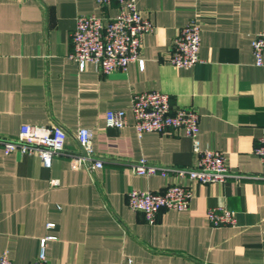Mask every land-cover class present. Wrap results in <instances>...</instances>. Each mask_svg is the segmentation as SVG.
Here are the masks:
<instances>
[{"label": "crops", "instance_id": "crops-1", "mask_svg": "<svg viewBox=\"0 0 264 264\" xmlns=\"http://www.w3.org/2000/svg\"><path fill=\"white\" fill-rule=\"evenodd\" d=\"M137 3L154 23L143 36L144 66L135 60L103 73L70 57L72 32L78 15L111 17L118 3L0 0V135L14 137L24 123L60 124L66 149L79 151L76 132L85 126L105 160L89 168L61 153L46 167L36 153L0 145V255L31 264L41 238L54 234L50 264H264V162L254 152L264 128V66L255 64L252 47L264 29V0ZM192 18L202 26L200 60L179 67L169 60L171 47ZM147 89L196 109L202 146L222 150L233 170L249 175L203 183L133 172L131 161L142 157L166 166L198 157L182 128L138 134L131 102ZM109 109H125L127 123L108 126ZM173 182L193 191L187 209H162L150 221L129 206L133 188L162 191ZM210 206L232 210L235 223L211 224Z\"/></svg>", "mask_w": 264, "mask_h": 264}, {"label": "built area", "instance_id": "built-area-1", "mask_svg": "<svg viewBox=\"0 0 264 264\" xmlns=\"http://www.w3.org/2000/svg\"><path fill=\"white\" fill-rule=\"evenodd\" d=\"M101 6L118 3V12L107 17L93 12L77 16L76 26L72 32V49L70 57L84 68L87 62H93L103 73L114 70H126L131 61L138 60L141 67V45L146 32L154 29V23L144 16L137 0H95ZM202 26L197 18L190 19L175 36L171 47L169 60L179 67H191L200 60ZM255 64L264 66V29L256 33L252 40ZM134 116V126L139 135L146 131L164 132L171 128H182L192 139L193 151L198 155L197 162L184 166H166L153 163L142 157L131 161L133 172L138 174L168 175L188 177L203 183L224 181L230 177H243V174L233 170L226 154L219 149L202 146L199 137L200 114L191 106H173L170 94L159 89H147L136 92L131 102ZM127 123L125 109H109L106 112L108 126L122 127ZM92 131L81 126L77 129L76 138L80 150L66 149L67 131L60 124H22L20 131L14 137L0 135V145L6 153L12 151L36 153L46 167H51L57 154H66L79 166L89 168L103 167L104 158L94 150ZM254 152L264 162V128L257 138ZM57 184V178L51 180ZM193 191L180 182H173L162 191L133 188L128 192V204L131 208L144 212L150 221L162 209H187L190 205ZM207 217L214 226L234 224V212L224 206H210ZM54 222L47 224L53 228ZM57 236L48 234L41 238L39 253L31 264H50L47 246L50 239ZM0 264H16L4 251L0 255Z\"/></svg>", "mask_w": 264, "mask_h": 264}]
</instances>
